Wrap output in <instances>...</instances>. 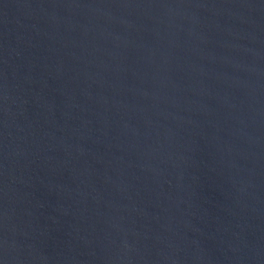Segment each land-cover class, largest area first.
Masks as SVG:
<instances>
[{
	"label": "water",
	"instance_id": "water-1",
	"mask_svg": "<svg viewBox=\"0 0 264 264\" xmlns=\"http://www.w3.org/2000/svg\"><path fill=\"white\" fill-rule=\"evenodd\" d=\"M0 264H264V0H0Z\"/></svg>",
	"mask_w": 264,
	"mask_h": 264
}]
</instances>
